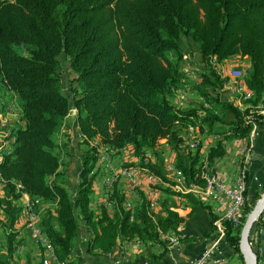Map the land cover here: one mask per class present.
I'll return each instance as SVG.
<instances>
[{
	"label": "trees",
	"instance_id": "1",
	"mask_svg": "<svg viewBox=\"0 0 264 264\" xmlns=\"http://www.w3.org/2000/svg\"><path fill=\"white\" fill-rule=\"evenodd\" d=\"M187 43L193 48V64L201 70L196 73L201 80L198 95L212 100L217 112L192 102L183 109L174 103L176 90L190 79L183 71ZM235 56L251 62L245 84L252 96H239L248 103L245 111L221 96L226 80L217 64ZM62 58L77 75L69 91L59 76ZM0 84L17 96L26 122L0 164L8 198L2 228L13 229L19 213L13 201L28 194L57 206L56 215L41 216L39 225L60 264H82L74 250L81 236L87 239V252L100 255L112 253L121 240L159 242L160 231L177 232L184 219L170 209L157 222L145 206L125 211L117 189L111 196L117 218L105 208L96 215L90 195L98 147L78 152L79 160L75 151L63 147L81 166L72 193L69 166L63 168L54 136L76 110L83 139L79 145L89 146L99 138L113 149L132 146L139 157L166 140L188 183L204 185L196 169L200 148L195 157L181 149L184 129L222 137L209 155L213 165L226 153L229 135L247 138L253 125L264 126V109L263 114L259 109L264 103V0H0ZM145 167L168 181L161 164ZM248 174L244 173L248 187L240 225L226 223L225 238L243 262L241 232L264 193V182L260 189ZM252 183L258 190L250 195ZM183 196L200 204L192 194ZM257 226L264 228V221H257L252 232ZM7 247L4 252L0 242V264L14 261L19 248L15 232L7 237ZM259 264H264L260 256Z\"/></svg>",
	"mask_w": 264,
	"mask_h": 264
},
{
	"label": "crops",
	"instance_id": "2",
	"mask_svg": "<svg viewBox=\"0 0 264 264\" xmlns=\"http://www.w3.org/2000/svg\"><path fill=\"white\" fill-rule=\"evenodd\" d=\"M224 62L231 64L237 69L244 68L246 73L251 70V62L248 57L235 56ZM190 80H195L197 83L198 81L199 83L201 82L197 75L194 78H190ZM238 94L244 96L242 90H239ZM245 96H252V94ZM14 98L16 99H14L16 103L12 100L11 108L9 109L14 114L12 113V116L0 114L2 118L0 125L2 129L0 131V143L5 144L6 154H9L13 150V144H9V140L16 138L15 134L17 130L26 128V122L22 118L23 111L20 101L18 98ZM12 104L16 105V108L14 106L12 107ZM259 109L262 113V109H264L263 104L259 106ZM200 135L202 144L199 147L200 154L196 162V169L202 172L201 174L204 173V168L207 166L210 171L216 173L222 180L228 181L244 165V157L247 156H245V153L250 149L252 150V156L248 155L251 160L248 165V176L255 175L259 177L260 181L264 182V126L253 125V129L247 138L229 135V138L224 141L226 153L223 157L216 159L213 165L209 161V155L211 150L216 148L222 137L208 132ZM54 139L60 145L56 153H65L63 147L68 146V148L75 151L78 160V152L93 146L98 147V163L102 165V168L101 170L99 169L100 172L98 171L95 174L92 194L90 195V209L96 215H101L103 208H105L112 219L117 218L118 207L111 200L114 189H117L119 190L118 193L124 198L123 208L125 211L140 210L145 206L148 214L157 222L161 217H165L167 215V209H170L184 219V223L177 232L170 231L165 233L160 231L161 236L159 242L142 241L139 238L121 240L118 242L115 250L107 255H100L97 251L92 254L88 253L87 239L81 236L76 241V245L79 248L77 249L80 252L75 253V256L81 260L82 264H189L193 258L208 250L219 239L218 225L220 224L221 217L225 213L228 202L226 200L220 202H203L197 192H190L186 189H178L176 192L172 188V185L177 180L170 176L167 166L169 164L176 166L177 155L170 148L166 140L160 141L154 150L145 149L139 157H136L134 147L132 146L113 149L109 146L102 145L99 138L89 141V146L79 145V142L83 143V139L78 133L76 110L71 112L64 126L55 134ZM181 149L186 154L190 153L193 157L196 156L198 149L192 147L190 128L189 130L184 129V143ZM103 155L108 157L107 163L101 161V156ZM70 158L68 156L69 166L73 163L72 159L74 157ZM142 164H144V167ZM147 164L154 166H160L161 164L163 173L168 181L161 180L153 184L148 182L147 172L152 171L145 167ZM124 165L145 170L143 174L140 173L137 177L138 182L141 183V187L133 186L125 176L118 175ZM115 175L118 176L119 183H112L113 180H110ZM69 176L70 180V173ZM206 179H211V174L206 176ZM4 186L5 184L0 185V220L4 221L3 223H7V213L4 211V208L7 207L8 198L5 194ZM251 189H253V192L250 195H253L258 190L253 183L251 184ZM179 190L185 192H179ZM204 192L205 189L200 193ZM187 193L192 194L200 204L195 206L192 202L185 199L183 194ZM29 199L37 203V211L42 217H48L51 213L56 215V204L41 198H32L28 194H23L19 200L13 201V206L19 209L16 222L13 226L16 231V242H19V248L14 255L12 264L14 262L15 264H28L29 261L32 264H39L41 262V251L24 227V209ZM226 223L229 222L224 221L221 224L225 232V237L219 243L220 254L224 260L223 264H243L245 260L243 262L235 254L225 239ZM0 225L2 224L0 223ZM181 233L186 234L187 238L176 241L175 237ZM252 249L257 255L264 258V233L260 237L259 244ZM56 264L60 263L56 260Z\"/></svg>",
	"mask_w": 264,
	"mask_h": 264
},
{
	"label": "built area",
	"instance_id": "3",
	"mask_svg": "<svg viewBox=\"0 0 264 264\" xmlns=\"http://www.w3.org/2000/svg\"><path fill=\"white\" fill-rule=\"evenodd\" d=\"M185 74L189 78H194L196 73L201 72L189 55L185 56ZM226 70L228 75H230V85H237L242 89L244 96L251 94L252 91H249L247 87H243L242 77L245 75V72L242 70H237L233 66L230 68H223ZM225 91V89H223ZM188 91L178 89L175 92L174 103L178 108L188 107L191 103L188 100ZM190 133L192 135V147L197 149L202 144L201 133L194 127H190ZM10 141V140H9ZM7 143V142H6ZM6 146L3 143H0V151H5ZM105 160L104 155L101 156V161ZM251 161V160H250ZM100 163H97V166L93 172H97L100 169ZM167 169L170 172V176L176 178V183L172 185V188L177 192V189H190L187 185V179L185 175L173 164H169ZM145 170H142L137 167H123L120 171V174L125 176L135 187H141V183L137 180L138 174H143ZM147 172V171H146ZM117 177V176H116ZM147 180L150 183L160 182L162 179L155 175L153 172H147ZM205 180V192L198 193L200 199L203 202H220L226 200L228 202L227 208L224 215L221 217L218 225V233L220 235L219 239L216 240L213 245L206 251H204L199 256L193 258L189 264H223L224 260L220 254V241L225 237V232L221 226L222 222L227 221L231 225L233 223V218L235 215H240V206L243 204L245 197V184L248 180H243L241 176V169L235 174V176L228 181L222 180L216 173L211 174V179ZM254 182L257 183L258 187L263 188V183L260 181L259 177H253ZM163 181V180H162ZM114 180L112 181V183ZM0 185H2L0 183ZM112 185V184H111ZM191 190V189H190ZM193 191V190H192ZM194 192V191H193ZM264 194V193H263ZM181 198V197H180ZM41 219L40 213L37 211V203L31 199L28 200L24 209V227L31 235L32 240L38 246L41 253L44 254L41 264H55V256L50 254V246H52L50 240L46 236L45 232L39 225ZM262 219L264 221V212L258 218L257 221ZM12 232L16 231L13 229L2 228L0 225V242L4 252L8 250L7 247V236ZM264 233V228L262 226H257L250 236V246L251 248L257 246L260 241V237ZM187 235L181 233L179 236L175 237V240L186 239Z\"/></svg>",
	"mask_w": 264,
	"mask_h": 264
},
{
	"label": "rangeland",
	"instance_id": "4",
	"mask_svg": "<svg viewBox=\"0 0 264 264\" xmlns=\"http://www.w3.org/2000/svg\"><path fill=\"white\" fill-rule=\"evenodd\" d=\"M190 51H193V48H192V46H190V44L187 43L186 44V53H187V55L191 56V58H193V54ZM61 62H62V64H61L60 69H59V76L62 78V83H63L64 89L69 91L71 87L75 86L74 80L77 77V75L70 68L67 60H64L62 58ZM230 66H232V65L228 64L226 62L217 64V69L219 70V73H220L219 75L223 79L226 80L225 86H224L225 91H222L221 96H222L224 102H226L228 104H233L238 109L245 111V109H247V105H248L247 101H243L239 97L240 95L238 94V91H237L239 87L237 85H230L229 86L230 75H228L226 70H223V68H230ZM237 70H242V71L245 72L244 68H240V69H237ZM183 71L185 72V66L183 67ZM245 76H246V72H245V75L242 77V84H244L243 85L244 87H246ZM198 84H200L199 81L197 83L195 80H190V79L189 80H185L183 85L181 86V89L188 91V95H189L188 100H191L192 104L195 102L196 105L202 106L204 109H207L209 111L210 110H214V105L211 102L212 100H208L206 98H203V100H202V98H200V96H198V92H197V89H196ZM14 97L17 98V96L15 94L13 95V93L11 91H9L6 87H4L3 85L0 84V114H2V115L7 114V115H11V116H12V113L14 114V112H10L9 111V109L11 108V103H12L11 101L12 100L14 101V99H15ZM196 100H199V101H196ZM13 106L16 108V105L12 104V107ZM263 107H264V103H263ZM213 112H217V111L214 110ZM17 116H14V117H17ZM71 118H73V117H71ZM1 120H2V118L0 117V125H1ZM0 131H2L1 126H0ZM9 144L12 145V138L10 139ZM60 153H61L60 155H61V160H62V163H63V168H65V166L68 167L69 166L68 156L66 155V153H63V152H60ZM164 153H166V152H164ZM5 155H6L5 151H0V164L4 161ZM246 155L247 156L248 155L252 156V150H250V149L247 150L246 153H245V156ZM104 157H105V160H102V161L107 163L108 157L107 156H104ZM72 161H73V163L70 164V166H69V168H70L69 169V173L71 174V179L69 180V182L67 184L69 186V189L73 193L75 191L76 186H77L76 184L78 183L77 180H78L79 173L81 171V166H80V163H78V160H76L75 157H74V159H72ZM242 167H241V169H242ZM101 168H102V165H100V170H101ZM100 170H98V171L100 172ZM248 171L249 170H247V172ZM209 174H212V171H210L208 169V167L205 166L204 173L202 174V178L201 179H206V176H208ZM118 175H121L120 172L118 173ZM116 176L117 175H115L110 180H114V182L119 183L120 180H119L118 176L117 177ZM187 185H189V188L191 190L190 189H186V190L187 191L189 190L191 192L194 191V192L200 193L205 188V185H195L194 183H188V181H187ZM247 187H248V182H246L245 191H246ZM182 190H185V189H182ZM177 191H178V189H177ZM188 193H190V192H188ZM262 195L264 196V194H262ZM239 225L236 226V224H234V223L232 224V226L234 228H237ZM77 248L78 247L75 244V249H74L75 253H79L80 252V250H78L79 248L78 249ZM50 250H52V249L50 248ZM50 254H51V256H54L53 251H50ZM14 264H15V262H14ZM55 264H56V259H55Z\"/></svg>",
	"mask_w": 264,
	"mask_h": 264
},
{
	"label": "water",
	"instance_id": "5",
	"mask_svg": "<svg viewBox=\"0 0 264 264\" xmlns=\"http://www.w3.org/2000/svg\"><path fill=\"white\" fill-rule=\"evenodd\" d=\"M264 212V196L257 202L249 213L243 226L240 239V251L246 264H259V256L250 246V236L258 218Z\"/></svg>",
	"mask_w": 264,
	"mask_h": 264
},
{
	"label": "bare ground",
	"instance_id": "6",
	"mask_svg": "<svg viewBox=\"0 0 264 264\" xmlns=\"http://www.w3.org/2000/svg\"><path fill=\"white\" fill-rule=\"evenodd\" d=\"M239 90H242V89L241 88H238L237 91H239ZM249 98H251V96H245V99H249ZM249 162H250V157L249 156H246L245 157V160H244V165H243V167L241 169V176H242V179L243 180H246L244 173L247 172V170H248ZM0 183L1 184H4V181H3L2 177H1V175H0ZM245 188H246V184H245ZM244 204H245V198L243 200V204L240 206V215H235L234 218H233V223L236 224V226L239 225L240 220L242 218V215H243V212H244Z\"/></svg>",
	"mask_w": 264,
	"mask_h": 264
}]
</instances>
